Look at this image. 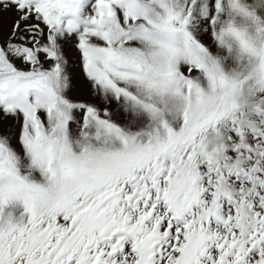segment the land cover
Segmentation results:
<instances>
[{"label": "snow or ice", "instance_id": "1", "mask_svg": "<svg viewBox=\"0 0 264 264\" xmlns=\"http://www.w3.org/2000/svg\"><path fill=\"white\" fill-rule=\"evenodd\" d=\"M0 264H264V0H0Z\"/></svg>", "mask_w": 264, "mask_h": 264}]
</instances>
